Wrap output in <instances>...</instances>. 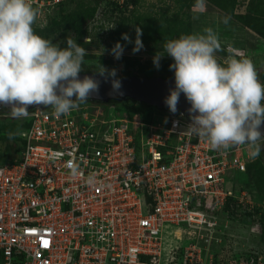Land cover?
<instances>
[{
	"label": "built area",
	"instance_id": "1",
	"mask_svg": "<svg viewBox=\"0 0 264 264\" xmlns=\"http://www.w3.org/2000/svg\"><path fill=\"white\" fill-rule=\"evenodd\" d=\"M20 119L29 126L18 161L0 163V264H173L179 249L181 264H264L257 252L219 256L233 239L226 202L241 216L255 209L228 186L253 162L246 145L213 150L187 133L182 113L149 122L94 102ZM182 233L190 241L180 248Z\"/></svg>",
	"mask_w": 264,
	"mask_h": 264
},
{
	"label": "clouds",
	"instance_id": "2",
	"mask_svg": "<svg viewBox=\"0 0 264 264\" xmlns=\"http://www.w3.org/2000/svg\"><path fill=\"white\" fill-rule=\"evenodd\" d=\"M194 7L203 12L205 0H196ZM37 17L31 0H0V105L10 106L7 115L12 119L27 118L31 105L51 107L57 117L67 115L99 89L92 77L78 78L86 49L70 36L65 38L66 47H60L36 34ZM222 22L228 24L229 17ZM135 32L134 53L144 47L141 28ZM122 38L132 43L128 34ZM84 43H90L88 37ZM221 50L219 36L211 27L166 41L163 52L153 57L157 68L165 53L174 61L169 68L174 70L175 88L165 103L175 113L183 93L193 114L187 133L205 139L213 150L246 145L255 159L264 151V134L259 130L264 122V84L252 60L230 54L221 64L216 55ZM123 51L119 42L111 49L116 59ZM97 72L116 76L115 69L102 65ZM112 84L117 90L121 86L115 79ZM79 174L73 165L71 175ZM93 182L89 177V183Z\"/></svg>",
	"mask_w": 264,
	"mask_h": 264
},
{
	"label": "trees",
	"instance_id": "3",
	"mask_svg": "<svg viewBox=\"0 0 264 264\" xmlns=\"http://www.w3.org/2000/svg\"><path fill=\"white\" fill-rule=\"evenodd\" d=\"M237 0H205V3L217 9L225 16H229L237 21L238 24L243 25L245 29L250 30L260 39L264 40V0H249L247 11L245 14H235V6ZM124 3V2H123ZM196 0H173L175 11L170 15L166 12L162 14L152 13H135L128 12L127 6L124 3L119 5L115 0H67L61 4L54 6L56 13L50 18V22L44 25L41 31L33 28L35 33L45 39L52 40L53 43L59 45L65 36L69 35L71 38L80 44H98V42H106L108 47L112 49L114 45L119 42L124 46V51L130 50L134 46L136 38V27L142 30L141 40L146 48H161L166 41L178 38L182 34H191V17L190 10L194 7ZM100 17V18H99ZM102 19V24H97ZM106 23V24H105ZM105 24V25H103ZM128 34L132 43L126 42L122 38V34ZM89 38L90 43H84L86 38ZM128 68L125 70L123 76L138 75L145 78L174 77V70H165L154 76L146 75L144 70H139V74L133 72V66L127 64ZM83 67V66H82ZM84 70L92 69L99 71L100 67L84 68ZM106 74H108L106 72ZM119 113H125L128 117L138 114L143 121H149L154 113L161 112L156 108L147 106L145 104H136L130 101H124L115 104ZM165 112V111H164ZM6 111H0V114H7ZM11 120V119H5ZM25 128H28L29 122L23 120ZM8 131V132H7ZM14 133V125L0 124V140L6 143L3 151L4 155L12 154L14 158L11 162H17L18 156L24 147V142L12 134ZM6 133V134H3ZM11 134V139L9 138ZM8 163V161H2ZM1 163V162H0ZM248 170V165L244 173L236 174L243 176ZM233 200L229 199L224 208L223 217H230L234 221L243 224L253 223L255 215L249 213L244 216L239 214L238 209L234 207ZM264 217V212L261 214ZM251 221V222H250ZM259 242L264 244V230L259 236ZM262 247V246H261ZM257 254L263 255L264 251L257 250ZM175 256L173 264H181L182 249H179ZM256 257V255H254Z\"/></svg>",
	"mask_w": 264,
	"mask_h": 264
},
{
	"label": "rangeland",
	"instance_id": "4",
	"mask_svg": "<svg viewBox=\"0 0 264 264\" xmlns=\"http://www.w3.org/2000/svg\"><path fill=\"white\" fill-rule=\"evenodd\" d=\"M90 1V0H89ZM119 5L124 3L127 6L128 12L132 11L135 13H152L162 14L164 12L170 15L175 11L173 0H115ZM124 2V3H123ZM249 0H237L234 13L245 14L247 11ZM44 3V2H43ZM43 3H39L37 6H33L38 10V17L33 25L37 30L41 31L44 25L50 22V18L56 13L55 8L46 10ZM43 5L41 7V5ZM206 7L203 12L193 7L190 10L191 17V34L202 33L204 28L211 27L219 36L222 50L217 55L218 62L221 64L227 59L230 54H234L237 58L244 57L249 58L254 63L258 78L262 84H264V40L260 39L250 30L245 29L243 25L237 23V21L229 16H225L220 13L217 9L211 7L205 3ZM40 6V7H39ZM229 17L228 24H224L222 19ZM100 18V17H99ZM102 24V19L97 23ZM106 24V23H105ZM103 24V25H105ZM65 36L62 41H59L60 47H66ZM89 39V38H88ZM80 44V43H79ZM84 47L88 55L84 58V68H96L101 65L106 70L116 71V76L121 77L124 75L125 70L128 68L127 64L133 66V72L139 74V70H144L146 75L158 76L159 73L165 70H171L169 65L172 64L173 58L168 56L166 53L159 61V68H157L153 62V57L157 52H163L161 48H146L145 46L138 52H133V47L130 50L123 51L122 57L116 59L111 53V49L108 47L106 42H98V44H80ZM110 113L114 111L109 110ZM0 114V124L14 125V133L17 137V132H21L25 128L24 119H11L5 120ZM8 132V131H7ZM12 132V134L14 135ZM6 134V133H3ZM6 147V143L0 140V162L8 161L14 158L12 154L4 155L3 151ZM19 157V156H18ZM228 186L234 189V195L238 197L241 191L247 193L248 199L254 205V211L257 212L253 223L243 224L238 221H234L229 225L226 230L231 236V240L228 241L227 246L225 245L220 252V257L224 260L223 263L227 262L230 257L228 252L235 251L239 253H245L246 255L252 254L260 249L264 251V244L260 246L259 236L262 235L264 230V217L261 215L264 212V151H261L259 157L253 159V162L248 165V170L245 175H235L233 182ZM181 230H185L184 226L179 227ZM188 236L182 233L179 241L177 242L178 247L183 248L189 244ZM230 238V237H229ZM230 245V246H229ZM205 252V251H204ZM208 252H212L211 248H208ZM207 264V261H205Z\"/></svg>",
	"mask_w": 264,
	"mask_h": 264
},
{
	"label": "water",
	"instance_id": "5",
	"mask_svg": "<svg viewBox=\"0 0 264 264\" xmlns=\"http://www.w3.org/2000/svg\"><path fill=\"white\" fill-rule=\"evenodd\" d=\"M85 76L92 77L99 83L98 92L90 93L88 102L115 105L120 102L130 101L173 113L166 105L165 99L169 96L170 89L175 88L174 77L145 78L138 75L110 77L106 73L104 76H101L92 69L83 70L78 74V78L81 80ZM113 79L120 81L121 86L118 90L113 88ZM190 107V103L187 101L184 94L181 93L175 113H182L186 120L192 121L191 116L193 114L188 111ZM46 109L47 108L43 105H31L28 107L29 113H33L37 110L44 111ZM0 111L8 112L10 111V106L0 105ZM259 130L264 134V122H262Z\"/></svg>",
	"mask_w": 264,
	"mask_h": 264
}]
</instances>
